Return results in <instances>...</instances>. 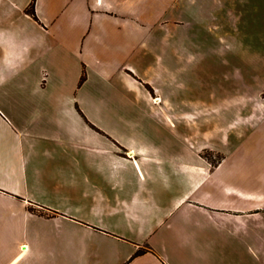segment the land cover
<instances>
[{
	"label": "crops",
	"instance_id": "obj_1",
	"mask_svg": "<svg viewBox=\"0 0 264 264\" xmlns=\"http://www.w3.org/2000/svg\"><path fill=\"white\" fill-rule=\"evenodd\" d=\"M32 1L0 0V264H264V182L228 151L214 163L180 135L133 133L44 68L28 83L54 36L81 72L134 82L146 69L127 61L148 57L161 72L200 0Z\"/></svg>",
	"mask_w": 264,
	"mask_h": 264
},
{
	"label": "rangeland",
	"instance_id": "obj_2",
	"mask_svg": "<svg viewBox=\"0 0 264 264\" xmlns=\"http://www.w3.org/2000/svg\"><path fill=\"white\" fill-rule=\"evenodd\" d=\"M181 18L180 55L166 53L170 62H160L161 72L150 57L127 61L146 69L127 72L134 82L122 80L120 72L108 78L88 67L81 72L79 60L54 36L53 50L39 55L27 72L28 83L44 68L50 84L70 89L87 104L106 103L95 115L127 120L133 133L180 135L212 148L206 156L214 163L228 151L227 168L258 187V180L264 182V0H200L194 13ZM77 80L82 87L73 90ZM9 81H2L5 89L14 84Z\"/></svg>",
	"mask_w": 264,
	"mask_h": 264
},
{
	"label": "trees",
	"instance_id": "obj_3",
	"mask_svg": "<svg viewBox=\"0 0 264 264\" xmlns=\"http://www.w3.org/2000/svg\"><path fill=\"white\" fill-rule=\"evenodd\" d=\"M34 1H35V0L32 1V3H31V7L29 8V12H30L32 15H35V11H34ZM140 252H141V250H140Z\"/></svg>",
	"mask_w": 264,
	"mask_h": 264
}]
</instances>
